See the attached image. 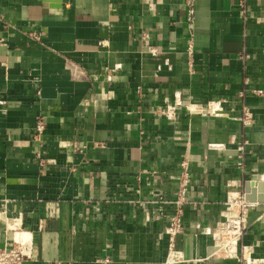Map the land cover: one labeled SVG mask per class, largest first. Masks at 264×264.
<instances>
[{
  "label": "crops",
  "instance_id": "crops-1",
  "mask_svg": "<svg viewBox=\"0 0 264 264\" xmlns=\"http://www.w3.org/2000/svg\"><path fill=\"white\" fill-rule=\"evenodd\" d=\"M189 2L0 0V247L25 236L26 264H166L155 206L126 199L135 187L173 197L176 183L153 172L187 153L194 202L174 264L264 258V0H193V27ZM249 180L262 201L240 256L214 253L204 228Z\"/></svg>",
  "mask_w": 264,
  "mask_h": 264
},
{
  "label": "built area",
  "instance_id": "built-area-1",
  "mask_svg": "<svg viewBox=\"0 0 264 264\" xmlns=\"http://www.w3.org/2000/svg\"><path fill=\"white\" fill-rule=\"evenodd\" d=\"M195 8L193 0L189 2L188 9V24L193 27L195 21ZM193 31V30H192ZM31 35L39 40L42 38L41 31H34ZM152 52H156L157 48H150ZM187 52L189 55V63L191 69H193V63L195 58V44L194 33L190 35L188 41ZM252 92L257 95L263 94L262 89H252ZM218 105V102H215ZM253 112L247 105L243 107V117L241 118L245 126L253 124ZM45 128V121L39 120L36 125V130L41 133ZM210 148L216 147L213 144L208 145ZM218 148V147H216ZM191 158L187 153H183L178 161H176V168L166 169L160 168L153 173L160 172L162 175H166V178L176 183L174 196L168 198L162 191L152 190V197L145 200L142 196L140 187H135L133 192L136 194L134 197L127 198L126 201L136 203L137 205H144L150 202L155 206L148 220L153 222L163 221L165 223L163 233L168 236V252L170 259L166 264H174L181 259V252L176 249L177 236L184 230V214L187 204L194 202L190 196V189L192 185V171H191ZM138 180L139 176L137 177ZM153 189V187H151ZM111 200V199H110ZM111 201L120 202L117 198ZM227 202H231V207H225L221 212V218L213 227V239L214 244H220L219 250L214 253H222L228 258L239 257V244L241 241L244 230L248 227L249 211L256 205L255 202H251L246 198L245 191H238V193L231 199L230 193ZM225 203V204H226ZM255 203V204H254ZM239 205V209L236 206ZM205 230V228H204ZM221 234H225L221 235ZM31 242L25 237L17 238L11 245H3L0 247V264H26V261L31 255ZM242 258L245 263L248 264L246 254H242ZM98 261L102 264H111L112 260L106 256L99 258ZM260 264H264V258L256 260Z\"/></svg>",
  "mask_w": 264,
  "mask_h": 264
},
{
  "label": "water",
  "instance_id": "water-1",
  "mask_svg": "<svg viewBox=\"0 0 264 264\" xmlns=\"http://www.w3.org/2000/svg\"><path fill=\"white\" fill-rule=\"evenodd\" d=\"M255 181H246L245 193L246 198L251 202L262 201V197L256 194ZM262 188V184L259 183V190Z\"/></svg>",
  "mask_w": 264,
  "mask_h": 264
},
{
  "label": "bare ground",
  "instance_id": "bare-ground-1",
  "mask_svg": "<svg viewBox=\"0 0 264 264\" xmlns=\"http://www.w3.org/2000/svg\"><path fill=\"white\" fill-rule=\"evenodd\" d=\"M215 105H217L216 103H215ZM237 191V190H236ZM238 193V192H237ZM237 193H230V197H231V199L237 194ZM255 204V203H254ZM232 205H231V202H227L226 204H225V207H231ZM206 230V233H209V234H212L213 233V227H212V231L210 230V228H207V229H205ZM22 237H25V236H22ZM18 238H21V237H18ZM213 245H214V247L217 249L216 250V252L219 250V247H220V244H218V243H216V244H214L213 243ZM250 253H248V254H246V257H247V259H248V264H251V263H253V262H256V260H253L251 257H250V255H249ZM168 255H169V257H170V254H169V252H168Z\"/></svg>",
  "mask_w": 264,
  "mask_h": 264
},
{
  "label": "rangeland",
  "instance_id": "rangeland-1",
  "mask_svg": "<svg viewBox=\"0 0 264 264\" xmlns=\"http://www.w3.org/2000/svg\"><path fill=\"white\" fill-rule=\"evenodd\" d=\"M236 209H239V205L238 206H236ZM212 236H213V234H211ZM221 235H224L225 236V234H221ZM214 240V239H213ZM215 242V241H214ZM245 262V261H244Z\"/></svg>",
  "mask_w": 264,
  "mask_h": 264
}]
</instances>
